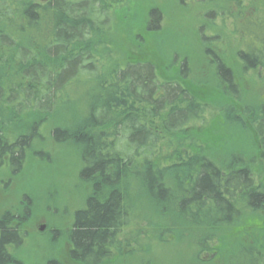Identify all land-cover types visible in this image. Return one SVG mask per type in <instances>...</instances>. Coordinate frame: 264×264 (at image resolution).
Segmentation results:
<instances>
[{
  "label": "trees",
  "instance_id": "1",
  "mask_svg": "<svg viewBox=\"0 0 264 264\" xmlns=\"http://www.w3.org/2000/svg\"><path fill=\"white\" fill-rule=\"evenodd\" d=\"M221 1L222 7L215 6L206 19L231 21L244 73L264 69V0ZM111 5L106 0H0V168L10 157V172L16 176L28 149L41 137L42 124L62 106H76L79 100L69 91L85 86L88 93L80 99L87 107L85 116L52 131L56 143L82 149L81 178L94 183L95 198L77 212L70 234L72 262L108 264L115 258L118 237L131 216L121 188L125 184L128 190L124 180L131 178L155 200L154 208L172 195L174 202L181 201V215L188 217L180 224L182 232L198 244L194 264L214 263L199 256L221 253L223 246L241 251V264H264V174L254 167L259 161L264 165V104H238L242 84L219 49L204 44V55L227 96L224 118L252 143L257 157L232 154L217 162L191 144V156L179 157L181 150H176L161 159L166 139L205 124L211 107L180 81L162 79L149 61L125 58L115 64ZM159 12H149L147 33L160 31ZM204 29L200 34L206 40ZM181 74H189L186 61ZM158 216L160 222H148L151 231L157 237L177 236ZM165 227L168 231L160 232ZM24 239L12 215L1 217L0 264H26L9 251ZM46 264L62 263L53 259Z\"/></svg>",
  "mask_w": 264,
  "mask_h": 264
},
{
  "label": "rangeland",
  "instance_id": "2",
  "mask_svg": "<svg viewBox=\"0 0 264 264\" xmlns=\"http://www.w3.org/2000/svg\"><path fill=\"white\" fill-rule=\"evenodd\" d=\"M106 2L109 5L112 3L111 16L116 26L113 42L110 43L115 64L122 63L125 58L149 61L155 65L162 79L180 81L211 107L205 115V124H193L187 132L166 139L167 142L161 147V159L166 154L172 157L176 150H181L176 153L177 156L187 158L191 156V144L197 145L195 151L201 150L199 152L217 162L227 161L232 154L256 158L257 150L250 148L252 143L225 120L226 95L204 55V44L211 43L212 47L219 49L223 61L242 84L243 95L238 104H264V69L244 73L238 55L239 43L231 21L223 23L222 18L206 19L215 6L222 7V1ZM153 9L160 11L161 27L156 33H147L148 14ZM207 26H211V29L207 30ZM203 28L206 40L200 34ZM220 34L223 40L221 37L217 39ZM184 61L189 66L187 78L181 74ZM85 88L71 89L69 92L74 93L72 98L79 100L76 106L71 109L62 106L42 124L39 128L41 137L28 149L22 169L16 176L11 174L9 166L0 168V219L10 214L21 227L25 236L23 245L17 249L9 248V251L16 260L26 264H46L53 259L62 264H77L69 256V234L75 212L84 207L92 191L91 186L81 178L82 149L75 143H56L52 131L71 126L75 121L79 122L81 115L85 116L87 107L82 106L80 101L87 92ZM136 167L142 168L138 164ZM254 167L256 172L264 174L261 161ZM133 182L136 181L126 178L124 183L129 184V188L127 190L125 184L121 188L126 192V206L131 216L129 225L118 237L115 258L108 264H194L195 245L198 244L191 240L189 233L182 232L180 224L188 217L181 215V201L174 202L175 195H172L165 200L160 199V204L154 208V199L147 190L140 183L136 185ZM158 215L167 220L168 226L177 230V236L162 234L157 237L158 234L151 231L148 222H160ZM41 226L44 227L43 232L39 230ZM168 229L159 230L166 233ZM228 250L227 246H223L221 253L204 252L199 259L203 262L214 259L212 264H227L228 261L230 264H241L244 260L241 251L233 249L229 255L226 253Z\"/></svg>",
  "mask_w": 264,
  "mask_h": 264
},
{
  "label": "flooded vegetation",
  "instance_id": "3",
  "mask_svg": "<svg viewBox=\"0 0 264 264\" xmlns=\"http://www.w3.org/2000/svg\"><path fill=\"white\" fill-rule=\"evenodd\" d=\"M4 163H2V167H6V166H9L10 167V157H7L6 158V160L5 161H3ZM1 167V168H2ZM83 169H84V165H83V167H82V169H81V172L83 171ZM86 184H88V185H90L91 186V191H92V195L86 200V202H85V205H84V207L82 208V209H80V210H78L77 212H81V211H85L86 210V208H87V201L90 199V198H95V194H94V189H93V186H94V183H86ZM77 212H75V214H74V218H73V223H72V226H71V230H70V234L72 233V231H73V227H74V223H75V219H76V215H77ZM70 234H69V241H70Z\"/></svg>",
  "mask_w": 264,
  "mask_h": 264
},
{
  "label": "water",
  "instance_id": "4",
  "mask_svg": "<svg viewBox=\"0 0 264 264\" xmlns=\"http://www.w3.org/2000/svg\"><path fill=\"white\" fill-rule=\"evenodd\" d=\"M44 1H45V0H44ZM39 230H40V232H43V231H44V227L41 226V227L39 228Z\"/></svg>",
  "mask_w": 264,
  "mask_h": 264
}]
</instances>
